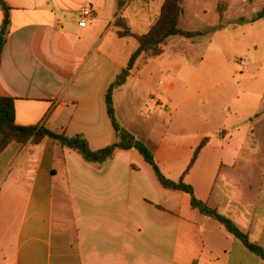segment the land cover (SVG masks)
Here are the masks:
<instances>
[{
	"label": "crops",
	"instance_id": "1",
	"mask_svg": "<svg viewBox=\"0 0 264 264\" xmlns=\"http://www.w3.org/2000/svg\"><path fill=\"white\" fill-rule=\"evenodd\" d=\"M3 1L10 27L0 95L14 101L16 123L83 134L93 150L115 142L106 93L136 50L132 39L116 36L120 16L133 27L131 18L123 17L128 0ZM162 2L139 0V5L148 13L154 4L159 11ZM85 3L95 15L81 28ZM4 17L0 7V36ZM174 50L168 43L161 57L137 63L115 92L117 121L150 148L173 181L209 139L185 182L197 199L264 248V87L255 85L264 58L251 72L256 59L249 54L250 64L243 61L190 96L168 61L156 63L172 59ZM213 87L220 91L209 95ZM0 264L264 261L217 220L192 210L189 195L163 188L136 151H119L97 166L45 139L23 147L11 143L0 154Z\"/></svg>",
	"mask_w": 264,
	"mask_h": 264
},
{
	"label": "trees",
	"instance_id": "2",
	"mask_svg": "<svg viewBox=\"0 0 264 264\" xmlns=\"http://www.w3.org/2000/svg\"><path fill=\"white\" fill-rule=\"evenodd\" d=\"M184 0H164L157 17L153 20L144 34L134 32L120 16L115 24L116 36L120 39H132L136 43V50L132 54L127 67L110 84L106 93V109L111 121L115 142L93 150L83 134L73 136L67 135L64 131H52L46 125L32 127L20 126L16 123L15 104L12 99L0 95V154L11 144L16 143L23 147L28 142L33 145L41 144L45 139H51L56 145L67 148L79 154L86 162L97 166H103L110 162L119 151H136L143 160L152 168L159 183L165 189L178 191L190 196L191 209L217 220L225 229L239 240L252 254L264 261V248L250 236L244 233L232 220L221 215L216 209L211 208L207 203L195 196L194 188L187 184L184 178L191 172L201 152L207 146L209 139H205L195 150L190 164L178 181L167 178L150 148L141 140L137 139L130 131L121 126L116 118L114 95L117 90L123 87L137 63L150 59H156L163 55L168 40L172 37L195 39L206 35L203 32L184 31L179 27L180 18L183 14ZM0 7L4 12V22L0 36V65L2 50L6 43V36L10 27L9 8L3 0H0ZM264 19V8L257 14L255 22Z\"/></svg>",
	"mask_w": 264,
	"mask_h": 264
},
{
	"label": "rangeland",
	"instance_id": "3",
	"mask_svg": "<svg viewBox=\"0 0 264 264\" xmlns=\"http://www.w3.org/2000/svg\"><path fill=\"white\" fill-rule=\"evenodd\" d=\"M128 3L130 5L123 12V17L131 18L134 32L144 34L143 28L151 18V12L156 10L158 15V5L154 4V9L146 13L142 11L139 0H128ZM182 8L179 27L184 31L203 32L206 35L192 40L170 38L168 43H171V47L174 45L176 54L170 60L165 58L156 63L168 61L175 75H179L181 81L187 83L190 96L197 89L214 86L230 74L229 69H238L241 62L250 64L249 54L256 59L251 63L254 64L251 72L257 70L256 61L264 58V19L254 20L264 8V0H184ZM125 23L127 24L126 21ZM129 41L136 49V43ZM186 44L190 48H186ZM120 52H123L122 47ZM205 74L211 76L203 79ZM255 85L256 89L264 87V72L260 80L255 81ZM212 90L209 95H216L220 91L216 87Z\"/></svg>",
	"mask_w": 264,
	"mask_h": 264
},
{
	"label": "built area",
	"instance_id": "4",
	"mask_svg": "<svg viewBox=\"0 0 264 264\" xmlns=\"http://www.w3.org/2000/svg\"><path fill=\"white\" fill-rule=\"evenodd\" d=\"M95 15V12L93 10V7L90 3H85V5L82 8L81 11V17L79 21V26L81 28L87 27L88 21L93 19ZM243 65V62H241Z\"/></svg>",
	"mask_w": 264,
	"mask_h": 264
}]
</instances>
